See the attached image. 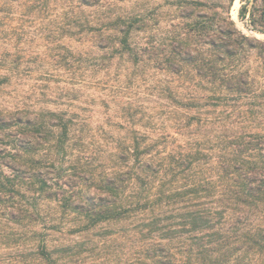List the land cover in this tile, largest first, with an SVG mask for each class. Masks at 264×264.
<instances>
[{"label": "rangeland", "instance_id": "obj_1", "mask_svg": "<svg viewBox=\"0 0 264 264\" xmlns=\"http://www.w3.org/2000/svg\"><path fill=\"white\" fill-rule=\"evenodd\" d=\"M28 2L6 3L0 11V73L8 75L0 84V110L24 109L35 121H66L75 131L62 151L51 134L36 132L33 154L40 161L31 163L32 155L16 146L21 133L15 130L20 127H11L9 133L0 129V264H50L49 255L63 264H149L141 220L34 236L13 223L5 226V212L37 200L43 204L41 216L72 217L70 210L55 205L64 200L85 204L84 197L101 194L102 176L123 164L112 156L119 138L155 137L161 142L158 148L167 152L200 146L209 154L215 143L200 135L206 132L199 124L217 118L223 106L245 122L251 137L264 104V34L240 20L241 0H235L231 18L252 40L239 47L241 56L227 61L230 68L246 71L247 80L238 92L197 101L193 80L180 77L184 68L169 59L180 54L183 32L194 28L187 16L201 8L209 10L216 0H101L89 7L79 0ZM119 15L125 19L119 24L129 25L132 53L120 43L123 34L115 29L120 25L109 26L108 18ZM95 38L102 45L117 42L110 60L86 53ZM194 55L191 51L181 56ZM203 103L208 105L200 106ZM31 167L51 178V186L42 190L39 181L27 179ZM130 194L127 188L124 196ZM41 238L48 249L32 246ZM240 255L246 254L241 250ZM248 256L240 264H264Z\"/></svg>", "mask_w": 264, "mask_h": 264}, {"label": "trees", "instance_id": "obj_2", "mask_svg": "<svg viewBox=\"0 0 264 264\" xmlns=\"http://www.w3.org/2000/svg\"><path fill=\"white\" fill-rule=\"evenodd\" d=\"M16 1L29 4L28 0H0V11L6 3ZM225 1L216 0L209 10L201 8L187 16L194 28L183 32L180 54L190 55L193 51L195 55L188 58L178 54L169 59L184 68L180 77L193 80L197 101L238 92L241 83L247 80V72L239 67L230 68L227 59L241 56L239 47L249 46L252 39L238 29L231 18L230 9L235 0ZM79 2L89 7L98 5L101 0ZM238 15L248 28L264 34V0H241ZM124 20L121 15L110 17L109 26ZM119 25L115 29L123 34L120 43L132 53L128 42L129 25ZM116 44L102 45L95 38L86 53L96 60H110ZM7 79L8 75L0 73V84ZM208 87L210 94L205 93ZM205 105L208 103L200 106ZM228 109L223 106L217 118L199 124V130L204 128L206 132L200 135L212 137L215 143L209 154L200 146L167 152L158 148L161 142L155 137L119 138L112 156L123 164L117 171L102 176L101 194L84 197L85 204L64 200L55 205L64 211L70 210L72 217L41 216L43 204L35 200L33 205L21 204L7 209L5 226L13 223L21 232L28 231L34 236L46 233L44 236H47L48 230L82 232L105 222L138 219L146 229L143 237L149 264H240L248 254L250 260L264 262V104L258 130L251 137L246 134L245 122ZM230 113H234L233 118ZM27 114L24 109H1L0 129L9 133L11 127H20L15 130L21 133L16 146L33 156H29L31 163L40 161L33 154L36 132L44 136L51 134L56 138L57 149H65L75 131L69 123L52 119L38 122ZM16 155L23 157V154ZM30 171L27 179L39 181L40 188L45 190L51 178L41 176L34 168ZM127 188H131V194L124 196ZM31 244L43 249H48L49 245L45 238ZM241 250L246 254L244 257L240 255ZM47 257L50 264H63L59 257Z\"/></svg>", "mask_w": 264, "mask_h": 264}]
</instances>
